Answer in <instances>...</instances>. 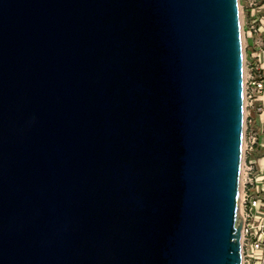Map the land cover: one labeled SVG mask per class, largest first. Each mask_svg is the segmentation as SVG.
Listing matches in <instances>:
<instances>
[{"label":"water","instance_id":"1","mask_svg":"<svg viewBox=\"0 0 264 264\" xmlns=\"http://www.w3.org/2000/svg\"><path fill=\"white\" fill-rule=\"evenodd\" d=\"M238 0H0V264H243Z\"/></svg>","mask_w":264,"mask_h":264},{"label":"rangeland","instance_id":"2","mask_svg":"<svg viewBox=\"0 0 264 264\" xmlns=\"http://www.w3.org/2000/svg\"><path fill=\"white\" fill-rule=\"evenodd\" d=\"M238 6L244 78L251 74L264 81V0H238ZM245 104L239 204L241 214L251 215V229L247 236L242 233L244 264H264V88L251 105ZM250 133L256 135L253 145ZM251 198L257 201L252 209Z\"/></svg>","mask_w":264,"mask_h":264},{"label":"built area","instance_id":"3","mask_svg":"<svg viewBox=\"0 0 264 264\" xmlns=\"http://www.w3.org/2000/svg\"><path fill=\"white\" fill-rule=\"evenodd\" d=\"M264 88V81L261 78H256L253 77L251 74H249L248 77H245L243 79V103L244 106H246V102H248L249 105H251L257 98L259 93L263 91ZM256 140V135L255 133H250L249 135V143L253 145ZM256 200L251 198L248 201V204L250 206V209L252 207L256 206ZM242 215L243 218V225L241 228V237L242 233L244 236H247L249 234V229H251L250 225V218L251 215L248 212H244ZM251 235V232H250ZM255 247H258V244H254ZM242 254H243V264H244V259L247 257L246 252L243 249V243H242Z\"/></svg>","mask_w":264,"mask_h":264},{"label":"bare ground","instance_id":"4","mask_svg":"<svg viewBox=\"0 0 264 264\" xmlns=\"http://www.w3.org/2000/svg\"><path fill=\"white\" fill-rule=\"evenodd\" d=\"M243 73H244V70H243ZM243 79H244V74H243ZM244 95V94H243ZM243 118H244V103H243ZM242 149H243V143H242ZM241 215V213H240ZM242 216V215H241Z\"/></svg>","mask_w":264,"mask_h":264}]
</instances>
